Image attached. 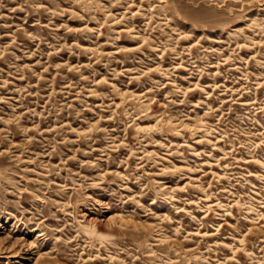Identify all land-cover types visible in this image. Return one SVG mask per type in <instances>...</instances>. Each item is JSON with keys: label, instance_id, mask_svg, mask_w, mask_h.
Wrapping results in <instances>:
<instances>
[{"label": "rangeland", "instance_id": "374dc122", "mask_svg": "<svg viewBox=\"0 0 264 264\" xmlns=\"http://www.w3.org/2000/svg\"><path fill=\"white\" fill-rule=\"evenodd\" d=\"M0 264H264V0H0Z\"/></svg>", "mask_w": 264, "mask_h": 264}]
</instances>
